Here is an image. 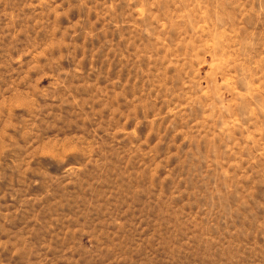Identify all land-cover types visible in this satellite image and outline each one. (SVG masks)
I'll list each match as a JSON object with an SVG mask.
<instances>
[{
  "label": "rangeland",
  "instance_id": "obj_1",
  "mask_svg": "<svg viewBox=\"0 0 264 264\" xmlns=\"http://www.w3.org/2000/svg\"><path fill=\"white\" fill-rule=\"evenodd\" d=\"M0 264H264V0H0Z\"/></svg>",
  "mask_w": 264,
  "mask_h": 264
}]
</instances>
